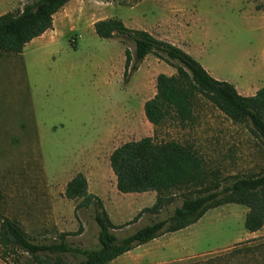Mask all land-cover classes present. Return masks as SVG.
<instances>
[{"label":"rangeland","instance_id":"obj_1","mask_svg":"<svg viewBox=\"0 0 264 264\" xmlns=\"http://www.w3.org/2000/svg\"><path fill=\"white\" fill-rule=\"evenodd\" d=\"M33 1L0 0V14ZM106 17L152 28L242 95L264 85V0H69L22 54L0 53V229L10 219L34 242L50 243L66 232L70 245L97 248L93 208L75 212L79 200L64 195L79 172L88 192L102 200L117 237L166 218L192 192L174 190L159 213L144 211L156 192H119L109 164L115 147L145 136L191 146L222 182L264 172V141L201 95L184 126L148 122L143 104L156 91L157 75L176 70L148 54L125 80L124 48L133 54L134 44L126 36L100 38L93 23ZM246 212L234 203L211 208L186 228L107 264H264V227L247 231ZM4 250L9 264H38L17 247L0 244Z\"/></svg>","mask_w":264,"mask_h":264},{"label":"trees","instance_id":"obj_2","mask_svg":"<svg viewBox=\"0 0 264 264\" xmlns=\"http://www.w3.org/2000/svg\"><path fill=\"white\" fill-rule=\"evenodd\" d=\"M69 0H34L21 10L0 14V53L20 54L32 39L52 28L53 17ZM95 33L104 39L126 36L134 44V53L124 48V79L138 69L139 63L154 54L175 68L174 74L160 73L156 77L154 95L143 104L146 119L154 127L167 120L181 126L191 122L194 103L201 95L234 123L249 124L257 137L264 141V85L253 95H242L236 87L219 80L189 53L177 45L143 29L128 28L117 17L98 19L93 23ZM109 164L121 193L156 192V200L144 211L157 214L166 206L174 190L188 189L181 205L163 219L154 220L132 234L117 237L102 200L88 192L84 174H75L65 185L64 195L79 200L75 212L92 207L98 225L97 248L70 245L60 232L50 243L34 242L16 222L4 219L0 244L17 247L29 254L38 264H107L123 253L145 244L165 233H171L195 223L207 210L228 203L247 207L244 227L256 232L264 225V172L258 175L232 176L222 182L208 174L203 159L195 150L176 140L156 141L151 136L126 141L109 155ZM13 250V249H11ZM4 250L0 259L6 261ZM71 256L75 263L68 260Z\"/></svg>","mask_w":264,"mask_h":264},{"label":"crops","instance_id":"obj_3","mask_svg":"<svg viewBox=\"0 0 264 264\" xmlns=\"http://www.w3.org/2000/svg\"><path fill=\"white\" fill-rule=\"evenodd\" d=\"M57 13V12H56ZM148 32H150V33H152V28L150 29V28H145ZM46 32V31H45ZM44 32V33H45ZM43 33V34H44ZM42 34V35H43ZM153 35H155V36H157L158 35V33L157 32H154V33H152ZM41 36V35H40ZM40 36H38V37H36V38H39ZM36 38H34V39H32L30 42H28L25 46H24V49H25V47L28 45V44H31L34 40H37ZM168 41H171V40H169L168 39ZM171 43H175V42H173V41H171ZM20 54H22V52L20 53ZM263 227H264V225H263ZM259 231V230H258ZM258 231H256V232H258ZM252 233H255V232H252ZM1 260V259H0ZM2 261V260H1ZM3 262V261H2ZM4 264H6L5 262H3Z\"/></svg>","mask_w":264,"mask_h":264}]
</instances>
